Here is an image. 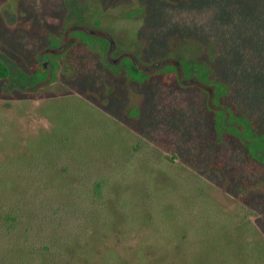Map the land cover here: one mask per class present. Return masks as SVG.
<instances>
[{
	"label": "rangeland",
	"instance_id": "obj_1",
	"mask_svg": "<svg viewBox=\"0 0 264 264\" xmlns=\"http://www.w3.org/2000/svg\"><path fill=\"white\" fill-rule=\"evenodd\" d=\"M0 56V264H264V0H0Z\"/></svg>",
	"mask_w": 264,
	"mask_h": 264
},
{
	"label": "flooded vegetation",
	"instance_id": "obj_2",
	"mask_svg": "<svg viewBox=\"0 0 264 264\" xmlns=\"http://www.w3.org/2000/svg\"><path fill=\"white\" fill-rule=\"evenodd\" d=\"M87 6V5H86ZM120 7H123V6H120ZM127 9V11L125 12L130 18H134L135 16H138V15H140L141 14V12L140 13H138V14H136V13H134V12H132V14L130 13L129 14V12H131V11H141V10H143L141 7H134V8H126ZM86 10H88V6L86 7ZM84 11H85V9H84ZM86 12V11H85ZM91 12L92 11H90L89 13L91 14ZM82 17L84 18V24L81 26L80 24H78L79 26H80V28L81 29H83L86 33H88V34H91V36H92V34H96V35H99L100 37H103V40H105V42L107 43V45H108V47H107V51H108V54L110 55V53H112V52H114V54H115V56L114 57H110L109 58V60H110V62H112L113 64H115L114 65V69H119V68H116V66H118V65H116V62H118V60L120 61V59L122 60V62H123V64H125L126 65V69L128 70V71H130V70H132V72L133 71H140V72H143L144 70H146V69H151V67L152 66H148V68H146V66L145 65H142L140 62H139V60H138V58H137V56H135V54L134 53H130L129 55H128V53H125L124 51L123 52H119V51H115L114 49H115V47L117 46L116 44H117V42H116V40L114 39V37L112 36V34L110 33V31H108V30H102L101 28H98L99 26H97V25H99L100 23H98L97 24V19H99V18H95L94 20H93V22H92V24H88V21H87V19L85 18L86 17V13H84L83 12V15H82ZM97 24V25H96ZM90 25V26H89ZM92 25V26H91ZM67 43V42H66ZM65 47V45L64 44H62V46H60L59 48H57L58 50H61V49H63ZM47 50H49V48H47ZM55 50V48L54 49H50V51H54ZM55 52V51H54ZM108 55V56H109ZM40 58H39V60L37 61V63L35 64V66H34V68L36 69V72H37V82L34 84V87L35 88H39L40 86H43V84L45 83V82H42L43 81V79H40L39 78V76H41V75H45V77H46V79L47 80H49L51 77H52V75H53V72H54V69H55V67H56V65H55V63H54V61H52V59L50 58V57H48L46 60H44L43 59V57H42V55H40L39 56ZM0 59L6 64V66H7V68H8V75L5 77V78H8L9 77V75H10V65L7 63V61L4 59V58H2L1 56H0ZM168 58L166 59V60H162L161 62V64H164V63H167L168 62ZM175 61V60H174ZM174 61H172V62H168L167 64H169V65H173V69H174V71H175V74H176V78H179L178 76L180 75V72L181 71H184L183 69H182V66H181V64L179 63V62H174ZM174 62V63H173ZM159 63V62H158ZM44 64H46V66L47 67H45V65ZM132 74H134V73H132ZM253 134H255L254 132H253ZM247 135V134H246ZM256 135H258V134H256ZM260 136V138L262 139V141L261 142H259V143H257L256 141H254V140H252V139H250V135L248 136L249 138L246 140L247 141V146H248V148L251 150V152H253V151H256V150H264V132H262L261 134H259ZM255 142V143H254Z\"/></svg>",
	"mask_w": 264,
	"mask_h": 264
},
{
	"label": "trees",
	"instance_id": "obj_3",
	"mask_svg": "<svg viewBox=\"0 0 264 264\" xmlns=\"http://www.w3.org/2000/svg\"><path fill=\"white\" fill-rule=\"evenodd\" d=\"M170 70H173V67L169 66ZM8 75V68L6 66V64L0 59V79L5 78ZM176 76L175 72H172L171 75H169V77L174 78ZM168 77V78H169ZM169 80V79H167Z\"/></svg>",
	"mask_w": 264,
	"mask_h": 264
},
{
	"label": "water",
	"instance_id": "obj_4",
	"mask_svg": "<svg viewBox=\"0 0 264 264\" xmlns=\"http://www.w3.org/2000/svg\"><path fill=\"white\" fill-rule=\"evenodd\" d=\"M44 65H45V67H47L46 64H44Z\"/></svg>",
	"mask_w": 264,
	"mask_h": 264
}]
</instances>
